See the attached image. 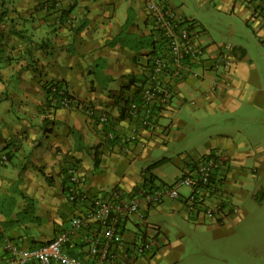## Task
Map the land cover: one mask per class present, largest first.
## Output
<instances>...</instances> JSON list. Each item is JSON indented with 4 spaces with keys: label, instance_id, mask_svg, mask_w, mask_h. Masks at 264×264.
Here are the masks:
<instances>
[{
    "label": "crops",
    "instance_id": "1",
    "mask_svg": "<svg viewBox=\"0 0 264 264\" xmlns=\"http://www.w3.org/2000/svg\"><path fill=\"white\" fill-rule=\"evenodd\" d=\"M149 1L0 0V157L7 158L0 167V251L3 238L25 249L35 248L68 230L72 218L87 215L91 209L88 202L67 201L69 165L77 170L82 190L88 196L103 195L117 187L128 201L143 189V177L154 178L150 189L167 185L155 172L171 160L163 157L161 164L141 169L136 183L127 182V173L117 178L112 169L122 163L120 156L145 160L150 156L149 148L159 142L165 145L170 127L180 122L164 121L170 114L198 108L234 115L250 107L255 108L249 109L254 114L262 108L263 82L247 52L233 45L205 44L204 30L196 15L194 19L186 16L190 0H164L175 15L200 26L201 43L210 59L203 61L206 67L223 49L232 65L227 73L209 69L203 78L187 76L172 81L168 105L158 112L154 110L155 116L158 114L157 128L151 134L142 133L144 146L122 144L119 136L127 134L132 123L119 118L111 96L119 89L122 77L139 73L133 57L141 51L128 49L127 34L147 36L144 21ZM195 1L204 4L203 0ZM219 1L232 12L248 16L259 27L260 38H264V6L260 0ZM56 83L73 96L74 103L69 108L50 106L47 86ZM248 100L250 104L246 106ZM85 107L106 114L108 123L100 125L97 118L85 116ZM107 132L114 134L112 141L105 138ZM214 143L207 152L214 150L212 154L222 158L220 175L227 199L234 203L236 195L227 181L239 173L251 179L250 186L257 190L258 168L254 162L256 157L262 159L260 148L255 154L242 150V143H234L231 135L221 136ZM180 157L176 162L180 175L201 158ZM250 160L252 166L246 168L244 164ZM140 210L146 215L144 222L136 216L120 218L121 243L109 248L118 256L113 264H144L149 258L147 252H151L150 258L153 256L151 260H156L161 251L170 252V244L159 238L162 225L152 221V216L165 210L170 220L175 219V213L187 217L181 200H164L155 206L140 201ZM244 211L240 206L237 215L224 222H209L208 229L232 230L241 222ZM192 222L204 223L200 218ZM178 231L182 232L180 228ZM100 232L97 222H88L87 227L72 231L63 251L75 259H92L87 239ZM147 238L155 240V247L143 255H131L127 261L131 247Z\"/></svg>",
    "mask_w": 264,
    "mask_h": 264
},
{
    "label": "built area",
    "instance_id": "2",
    "mask_svg": "<svg viewBox=\"0 0 264 264\" xmlns=\"http://www.w3.org/2000/svg\"><path fill=\"white\" fill-rule=\"evenodd\" d=\"M163 1L151 0L147 9L154 15L153 24L161 36L166 52L163 57L153 59L148 82L140 88L135 100L125 107L127 120L132 124L127 134L119 136L122 144L144 146L142 133L151 134L157 128L158 114L153 115L152 110L158 112L160 108L168 105L172 81L187 76L203 78L205 71L209 69L217 74L227 73L232 65L226 50L223 49L211 60L209 69H194L193 64L205 60V48L201 43L202 33L196 27H189L190 21L175 15ZM260 3L264 6V0H260ZM47 94L52 107L69 108L74 103L73 96L57 84L48 85ZM82 109L85 116L97 118L98 124L108 123L106 114H99L91 107ZM105 138L112 141L114 134L107 132ZM6 163V156H1L0 167ZM222 165V158L218 154L203 155L172 184L138 190L137 195L128 201L117 187L107 190L103 195L88 196L82 190V180L77 170L73 165H69L66 167L67 201L88 202L90 211L85 217L72 218L68 230L59 232L50 241L35 248L25 249L3 238L0 264H113L118 256L110 252L109 248L112 244L121 243L118 227L120 218L125 215L136 216L139 221H145L144 212L140 210V201L146 206H155L164 200H181L184 212L191 221H198L200 218L202 221L224 222L237 214V208L223 191L224 179L220 175ZM181 188H185L188 193L181 196ZM92 221L101 227L100 233L87 239L88 255L92 259L80 260L65 254L63 247L69 241L72 231L87 227L88 222ZM155 245L153 238L137 242L130 252H127V261L131 255H143Z\"/></svg>",
    "mask_w": 264,
    "mask_h": 264
},
{
    "label": "rangeland",
    "instance_id": "3",
    "mask_svg": "<svg viewBox=\"0 0 264 264\" xmlns=\"http://www.w3.org/2000/svg\"><path fill=\"white\" fill-rule=\"evenodd\" d=\"M203 2L199 4L190 0L186 16L194 19L196 15V20L204 30L205 44L233 45L244 49L252 61L255 73L260 75L264 89V38L261 39L260 33H257L259 27L249 21L248 16L232 12L219 0ZM249 104L248 100L246 106ZM249 109H242L241 113L234 115L217 110L204 112L198 108L174 112L164 121L180 122L170 127L171 132L165 145L159 142L157 146L151 147L153 149L149 148L148 158L132 160L118 154L122 163L115 165L112 170L116 171L119 179L123 173H127V182L132 183L140 180V170L153 164L151 161L169 158L171 163L162 165L155 172L161 182L168 185L180 177V171L176 168L180 156H186L185 159L199 158L213 153L214 150H207L213 149L214 142L221 136L231 135L234 143H242V150L252 154H255L257 147L260 148L259 152H263L260 155L262 159L256 157L254 162L258 168L257 190L250 186L251 179H245L242 173L227 181L229 189L236 195L232 201L237 212L240 206L245 209L239 224L232 230L220 229L216 232L213 228L208 229V221L194 224L188 217H181L177 213L175 219L170 220L167 217L168 211L163 210L152 216V221L162 225L159 238L167 245L170 244V252H159L156 260H151L153 256L150 258L151 252H147L149 258L144 264H264V104L254 114ZM259 152H256L257 156ZM244 166L251 167L252 160L245 162ZM187 193L185 188L179 190L181 196Z\"/></svg>",
    "mask_w": 264,
    "mask_h": 264
},
{
    "label": "trees",
    "instance_id": "4",
    "mask_svg": "<svg viewBox=\"0 0 264 264\" xmlns=\"http://www.w3.org/2000/svg\"><path fill=\"white\" fill-rule=\"evenodd\" d=\"M145 13H146V17H145L144 25H146L147 22L148 25V30L146 34L147 36L139 37V36H131L127 34V46H129L128 49L133 52L141 51L140 53L136 54L133 57V63L136 66V68L139 69V73L137 75H127L122 77L121 78L122 81L119 89H117V91H115L114 94H112L111 96L113 105L116 108L119 118L121 120L127 118L126 117L127 111L125 107L128 105V103L135 100L136 95L138 94L140 88L148 82L149 75L152 69L153 59L157 57H163L166 52V47L161 39V36L153 24L154 15H152V13L147 9V6L145 7ZM186 21L188 20L186 19ZM188 24L189 27H196L200 29V26L196 25L194 21H190ZM204 59L208 61L210 60L206 53ZM202 60H200L198 64H193L192 67L194 69L198 68L202 70L209 69L208 68L209 66L206 67L203 64ZM56 84L59 85L58 83ZM152 113L153 115H155L154 109L152 110ZM162 162L163 160H160L152 164L146 170H149L150 168L155 167L161 164ZM153 179L154 178L150 176L145 177L142 181L143 189L144 188L150 189V186L154 183ZM144 218H146L145 214H144Z\"/></svg>",
    "mask_w": 264,
    "mask_h": 264
}]
</instances>
